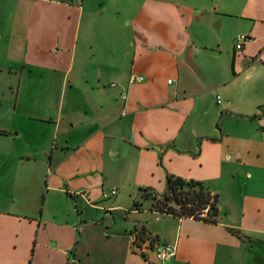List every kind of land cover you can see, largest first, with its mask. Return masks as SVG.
Instances as JSON below:
<instances>
[{"label":"crops","instance_id":"obj_1","mask_svg":"<svg viewBox=\"0 0 264 264\" xmlns=\"http://www.w3.org/2000/svg\"><path fill=\"white\" fill-rule=\"evenodd\" d=\"M199 1L0 0V264H264V0ZM168 175L216 194L217 223L115 220L106 200Z\"/></svg>","mask_w":264,"mask_h":264},{"label":"trees","instance_id":"obj_2","mask_svg":"<svg viewBox=\"0 0 264 264\" xmlns=\"http://www.w3.org/2000/svg\"><path fill=\"white\" fill-rule=\"evenodd\" d=\"M141 201H149V210L162 215L178 218H191L211 224L217 223V196L200 182L185 181L174 176L165 177V188L162 194L156 195L146 190H139ZM141 201L133 202L131 209L140 210ZM135 233L139 243L148 242L151 246L155 237L148 236L143 229ZM235 234V232H234ZM135 239L133 244L136 245Z\"/></svg>","mask_w":264,"mask_h":264},{"label":"rangeland","instance_id":"obj_3","mask_svg":"<svg viewBox=\"0 0 264 264\" xmlns=\"http://www.w3.org/2000/svg\"><path fill=\"white\" fill-rule=\"evenodd\" d=\"M164 1V0H163ZM207 5L206 1L204 0H200L198 3L195 2L194 4H192V6H205ZM209 5V4H208ZM137 6V0H114V4L111 6V8L113 7V9H115V11H117L116 13H118L117 17L119 20H129V18L132 16V13L134 11V8H136ZM211 7V6H210ZM207 11V9H206ZM227 20V19H226ZM228 20H233L232 18H229ZM226 41L229 43V39H228V31H226ZM15 92V89L13 90ZM8 93V91H4L3 96L7 97L8 96H12L14 95ZM1 93V90H0ZM21 95L24 96V89H21ZM6 108V107H5ZM216 195V194H215ZM114 200V202H112ZM136 200L141 201L140 198H137ZM107 202H111V204L109 203L108 205H116L119 207L120 211H115L113 212V216L115 218V220H118L119 218H121V215H125L128 217L129 220H133L135 218H142L143 215H137L136 212H129L128 209L131 208L132 206V198H128L126 195H121L120 197H113L109 200H106ZM139 203V202H138ZM149 204V201H141V205H146ZM218 205L221 206L222 211H224L227 208V205H229V201L228 198L225 196V194H221L220 197L218 196ZM138 230H136L137 232ZM136 245L139 244V241L135 239ZM146 243V242H145ZM147 246H149V243L147 242Z\"/></svg>","mask_w":264,"mask_h":264},{"label":"built area","instance_id":"obj_4","mask_svg":"<svg viewBox=\"0 0 264 264\" xmlns=\"http://www.w3.org/2000/svg\"><path fill=\"white\" fill-rule=\"evenodd\" d=\"M53 2L60 3V4H70L72 0H52ZM244 37L238 36L236 38V44L234 48L237 50L240 48V43L244 41ZM134 82H140L141 78L135 77L132 79ZM123 99V97H121ZM115 195V190H110L109 192H104L101 194V198L103 200L109 199ZM133 236H135V233H133ZM135 239V237H134ZM149 250L152 251L154 258L159 262H165L172 258L174 255V248L168 245H161L153 243L151 246L149 245Z\"/></svg>","mask_w":264,"mask_h":264}]
</instances>
